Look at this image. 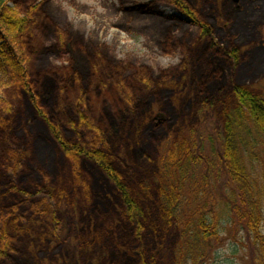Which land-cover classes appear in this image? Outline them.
Returning a JSON list of instances; mask_svg holds the SVG:
<instances>
[{
  "label": "rangeland",
  "instance_id": "rangeland-1",
  "mask_svg": "<svg viewBox=\"0 0 264 264\" xmlns=\"http://www.w3.org/2000/svg\"><path fill=\"white\" fill-rule=\"evenodd\" d=\"M180 1L190 15L171 0H10L26 18L32 94L0 71V264H264V193L256 205L243 195L258 208L256 235L219 160L235 87L264 98V0ZM212 99L221 102L202 110ZM52 126L68 143L107 150L139 219L98 165L65 154ZM181 130L200 160L168 225L156 166L179 153ZM250 138L243 159L260 192L264 135ZM229 199L238 209L222 228ZM202 215L219 229L187 253L185 233Z\"/></svg>",
  "mask_w": 264,
  "mask_h": 264
},
{
  "label": "trees",
  "instance_id": "trees-1",
  "mask_svg": "<svg viewBox=\"0 0 264 264\" xmlns=\"http://www.w3.org/2000/svg\"><path fill=\"white\" fill-rule=\"evenodd\" d=\"M171 1L184 14H191L185 4L180 0ZM25 23L26 18L16 8L11 6L10 0H0V71L10 79V83L13 86L26 94H32L30 77L20 41L25 31ZM202 28L205 34L210 33L208 26L202 25ZM232 56H236V54L232 53ZM234 95L238 106L232 113L225 115L224 137L221 145L223 147V153L219 160L226 167L225 171L228 172L227 174L230 179L236 183L238 187L237 191L242 195V199L239 200V205L241 203V207H244V210L248 206L250 211L249 217L251 219L249 230L258 235L261 227L259 225L256 226V223H254L258 208L256 207L257 209L253 210L250 204H243L247 200L243 199V195L245 193L251 194V202L253 203L255 200L254 204L256 205L260 198H255L254 195H262L264 191L259 192L253 188L250 173L244 163L243 156L245 151L244 147L252 144L250 137H252L253 132L264 135V98L246 87H235ZM220 102V99L206 100L201 105L203 106L202 110L212 111ZM81 122L87 123L84 117H81ZM88 126L93 131H96L93 125L88 124ZM52 131L65 154L72 159L85 158L93 161L113 181L122 195L129 218L139 219L141 217V209L136 199H134L131 192L121 180V176L114 168L105 148L101 147V145L98 147L96 143L71 144L61 136L60 132L54 126H52ZM186 132V130H181L180 132V137L177 141L179 153L175 154L173 151H167L165 155L159 156L157 160L159 203L162 217L168 225H177L179 223L178 213L186 199L185 191L191 187V182L196 178V169L199 167V164L195 166L196 168L194 167L200 159H196L194 154L190 152L191 148L189 146L191 144L188 142L189 139L187 140ZM189 132L194 134V130L192 129ZM243 133H246L247 138L243 136ZM232 194L234 195L236 193L233 191ZM229 201L232 203H226L220 207L223 215L226 217L224 225H221L222 228L229 222L232 209H238V206L235 207L231 199ZM246 216V213H244L243 218L246 219ZM257 216L259 218V215ZM197 220L198 229L194 228V230L185 233L183 244L185 249H182L190 254H193L194 246L198 241L215 236L219 229L216 220L213 218L210 219L202 215ZM193 231H196L197 235L192 236L191 239L190 234ZM191 240L192 242H190Z\"/></svg>",
  "mask_w": 264,
  "mask_h": 264
},
{
  "label": "water",
  "instance_id": "water-1",
  "mask_svg": "<svg viewBox=\"0 0 264 264\" xmlns=\"http://www.w3.org/2000/svg\"><path fill=\"white\" fill-rule=\"evenodd\" d=\"M233 1L237 2L238 0H233Z\"/></svg>",
  "mask_w": 264,
  "mask_h": 264
}]
</instances>
